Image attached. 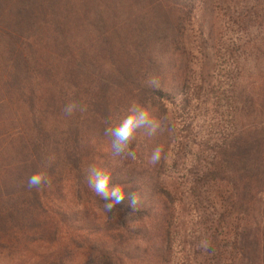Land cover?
<instances>
[{
  "label": "trees",
  "instance_id": "16d2710c",
  "mask_svg": "<svg viewBox=\"0 0 264 264\" xmlns=\"http://www.w3.org/2000/svg\"><path fill=\"white\" fill-rule=\"evenodd\" d=\"M208 1L0 0V250L41 237L52 247L38 264H72L76 250L90 256L87 264H166L176 210L164 150L191 101L186 23ZM244 1L247 29L255 22L259 33L238 92L245 110L263 118L264 0ZM150 77L160 86L146 84ZM72 101L86 110L65 116ZM133 103L148 106L162 128L136 133L135 160L114 157L104 130ZM245 118L189 174L192 190L219 193L234 231L233 264H264V122ZM156 147L161 159L151 164ZM91 166L125 189L111 212V200L88 186ZM38 171L51 183L29 190Z\"/></svg>",
  "mask_w": 264,
  "mask_h": 264
},
{
  "label": "rangeland",
  "instance_id": "374dc122",
  "mask_svg": "<svg viewBox=\"0 0 264 264\" xmlns=\"http://www.w3.org/2000/svg\"><path fill=\"white\" fill-rule=\"evenodd\" d=\"M244 3L209 0L186 23L191 101L186 112L175 119V135L164 150L168 160L165 177L175 194L176 210L166 264H233L234 231L231 219L221 211L219 193L213 187L192 190L189 172L195 165L206 164L202 152L221 134L226 135L232 126H242L241 116L247 124L264 122V117L245 110L238 92L244 70L251 74L252 59L257 55L248 43L259 33L255 22H249L247 29ZM204 239L210 241L207 252L199 247ZM51 247L50 240L41 237L14 241L0 250V264H38ZM89 260V255L76 250L71 263L87 264Z\"/></svg>",
  "mask_w": 264,
  "mask_h": 264
},
{
  "label": "clouds",
  "instance_id": "9594fccd",
  "mask_svg": "<svg viewBox=\"0 0 264 264\" xmlns=\"http://www.w3.org/2000/svg\"><path fill=\"white\" fill-rule=\"evenodd\" d=\"M149 86L159 87V81L150 77L146 80ZM86 106L81 105L76 101H72L64 106L62 109L65 116H72L76 111H85ZM162 126L159 121L153 118L149 107L133 103L127 109V114L115 126H108L104 130V135L109 138L111 143L112 155L114 157L136 159V153L130 148L131 143L135 139L138 131L142 130L145 135L151 137L161 130ZM55 157L47 158L44 168L51 166ZM161 159V149L156 147L153 149L149 157V163L157 164ZM51 179L46 171H38L32 174L28 180L26 187L39 190L42 186L50 185ZM87 183L96 196L105 200H111V203H105L104 207L107 212H111L115 204L120 203L126 196L125 189L121 185L112 184V175L104 169L91 166L88 169ZM131 206L136 208L139 203L138 194H132L130 197ZM199 247L205 252L210 248V241L207 239L201 240ZM95 258V257H94Z\"/></svg>",
  "mask_w": 264,
  "mask_h": 264
}]
</instances>
